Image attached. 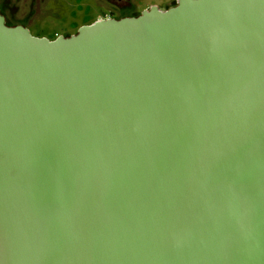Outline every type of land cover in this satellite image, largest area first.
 I'll return each instance as SVG.
<instances>
[{
  "label": "water",
  "instance_id": "95a60500",
  "mask_svg": "<svg viewBox=\"0 0 264 264\" xmlns=\"http://www.w3.org/2000/svg\"><path fill=\"white\" fill-rule=\"evenodd\" d=\"M0 264H264V0L0 10Z\"/></svg>",
  "mask_w": 264,
  "mask_h": 264
},
{
  "label": "rangeland",
  "instance_id": "374dc122",
  "mask_svg": "<svg viewBox=\"0 0 264 264\" xmlns=\"http://www.w3.org/2000/svg\"><path fill=\"white\" fill-rule=\"evenodd\" d=\"M174 0H0L11 22L21 19L31 34L52 39L68 35L110 13L140 12L151 5L165 7ZM136 11V12H135Z\"/></svg>",
  "mask_w": 264,
  "mask_h": 264
},
{
  "label": "flooded vegetation",
  "instance_id": "af4514ba",
  "mask_svg": "<svg viewBox=\"0 0 264 264\" xmlns=\"http://www.w3.org/2000/svg\"><path fill=\"white\" fill-rule=\"evenodd\" d=\"M174 2H175V0L172 1L169 5H167V6H165V7H168V6H170V5H173ZM0 10H1V12L4 14L5 19H6V22H7L9 25H16V24H22V25H25L24 22H23L21 19H18L17 21L15 20L14 22H11L12 19L10 18L9 14H8L7 11H6V5H5V3L0 2ZM135 12H136V11H135ZM136 13H139V11L136 12ZM129 15H134V13H133V12L128 13V12H126L125 10H123V11H122V14H118V13H110V14L106 15L105 17H122V16H129Z\"/></svg>",
  "mask_w": 264,
  "mask_h": 264
},
{
  "label": "trees",
  "instance_id": "16d2710c",
  "mask_svg": "<svg viewBox=\"0 0 264 264\" xmlns=\"http://www.w3.org/2000/svg\"><path fill=\"white\" fill-rule=\"evenodd\" d=\"M137 13H134V15H136Z\"/></svg>",
  "mask_w": 264,
  "mask_h": 264
},
{
  "label": "crops",
  "instance_id": "0c3cea01",
  "mask_svg": "<svg viewBox=\"0 0 264 264\" xmlns=\"http://www.w3.org/2000/svg\"><path fill=\"white\" fill-rule=\"evenodd\" d=\"M148 8V7H147Z\"/></svg>",
  "mask_w": 264,
  "mask_h": 264
}]
</instances>
